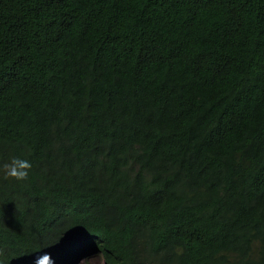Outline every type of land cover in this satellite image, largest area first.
<instances>
[{
  "label": "trees",
  "instance_id": "trees-1",
  "mask_svg": "<svg viewBox=\"0 0 264 264\" xmlns=\"http://www.w3.org/2000/svg\"><path fill=\"white\" fill-rule=\"evenodd\" d=\"M61 237L264 264V0H0V264Z\"/></svg>",
  "mask_w": 264,
  "mask_h": 264
},
{
  "label": "clouds",
  "instance_id": "clouds-1",
  "mask_svg": "<svg viewBox=\"0 0 264 264\" xmlns=\"http://www.w3.org/2000/svg\"><path fill=\"white\" fill-rule=\"evenodd\" d=\"M7 170V176L12 177L18 181L26 180L29 175V171L32 167L30 161L14 158L11 164L4 166ZM73 239H66L61 237L57 244L47 252L41 253L33 257L28 262H21L20 264H84L85 261H92V253L87 254V259L75 258V252H69L72 248L71 244Z\"/></svg>",
  "mask_w": 264,
  "mask_h": 264
},
{
  "label": "rangeland",
  "instance_id": "rangeland-1",
  "mask_svg": "<svg viewBox=\"0 0 264 264\" xmlns=\"http://www.w3.org/2000/svg\"><path fill=\"white\" fill-rule=\"evenodd\" d=\"M91 264H104V263L101 260H99V259H93L91 261Z\"/></svg>",
  "mask_w": 264,
  "mask_h": 264
}]
</instances>
